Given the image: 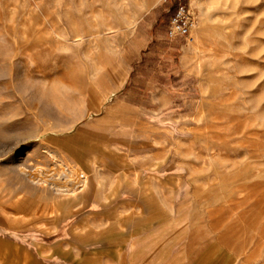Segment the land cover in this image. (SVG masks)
Returning a JSON list of instances; mask_svg holds the SVG:
<instances>
[{"label": "rangeland", "instance_id": "1", "mask_svg": "<svg viewBox=\"0 0 264 264\" xmlns=\"http://www.w3.org/2000/svg\"><path fill=\"white\" fill-rule=\"evenodd\" d=\"M0 264H264V0H0Z\"/></svg>", "mask_w": 264, "mask_h": 264}, {"label": "bare ground", "instance_id": "2", "mask_svg": "<svg viewBox=\"0 0 264 264\" xmlns=\"http://www.w3.org/2000/svg\"><path fill=\"white\" fill-rule=\"evenodd\" d=\"M49 157L51 158L52 162L59 160L58 157L52 153H49ZM91 162H94V160L91 159ZM66 165H67L66 168L68 170L67 171L68 174L64 177V179H65L64 181L58 182V183H60V185L57 184V181H55L56 183L54 182V184H55L54 189L56 190V192H58L62 195H65V196L68 193L71 194V196H66L63 198L76 197L73 195V192H80L81 190H83L81 192V194H82L85 190H87L89 187V179L90 178H88L86 171L84 169H82L81 167H79L78 165H74V164L72 165L70 163H67ZM95 175H96V173H95ZM93 177H94V175H93ZM81 194L79 195V199H81V197H80ZM133 243H134L133 241L130 242V244H133Z\"/></svg>", "mask_w": 264, "mask_h": 264}, {"label": "built area", "instance_id": "3", "mask_svg": "<svg viewBox=\"0 0 264 264\" xmlns=\"http://www.w3.org/2000/svg\"><path fill=\"white\" fill-rule=\"evenodd\" d=\"M192 20V16L184 14V7L180 6L169 20L168 36H186L192 25Z\"/></svg>", "mask_w": 264, "mask_h": 264}, {"label": "crops", "instance_id": "4", "mask_svg": "<svg viewBox=\"0 0 264 264\" xmlns=\"http://www.w3.org/2000/svg\"><path fill=\"white\" fill-rule=\"evenodd\" d=\"M94 175V177H93ZM89 187L87 190H85L82 194H81V200H84L86 198V196L90 193V191H95L96 185H97V177L95 175V171L94 168H92L89 172ZM95 178V179H94ZM91 181V182H90ZM93 182V183H92ZM93 185V186H92ZM85 196V197H84Z\"/></svg>", "mask_w": 264, "mask_h": 264}, {"label": "trees", "instance_id": "5", "mask_svg": "<svg viewBox=\"0 0 264 264\" xmlns=\"http://www.w3.org/2000/svg\"><path fill=\"white\" fill-rule=\"evenodd\" d=\"M176 9H177V8H176ZM176 9L174 10V12H173V15H174V13H175Z\"/></svg>", "mask_w": 264, "mask_h": 264}]
</instances>
